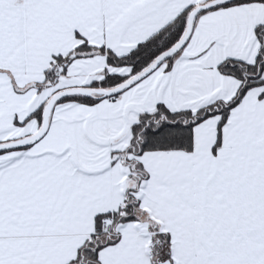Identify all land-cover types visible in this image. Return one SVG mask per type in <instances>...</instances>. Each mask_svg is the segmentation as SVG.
Returning <instances> with one entry per match:
<instances>
[{
	"label": "snow or ice",
	"instance_id": "1",
	"mask_svg": "<svg viewBox=\"0 0 264 264\" xmlns=\"http://www.w3.org/2000/svg\"><path fill=\"white\" fill-rule=\"evenodd\" d=\"M0 264H264V0H0Z\"/></svg>",
	"mask_w": 264,
	"mask_h": 264
}]
</instances>
